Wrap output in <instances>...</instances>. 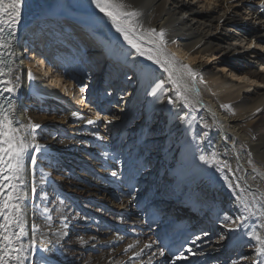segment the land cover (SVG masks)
<instances>
[{
	"label": "bare ground",
	"instance_id": "bare-ground-1",
	"mask_svg": "<svg viewBox=\"0 0 264 264\" xmlns=\"http://www.w3.org/2000/svg\"><path fill=\"white\" fill-rule=\"evenodd\" d=\"M125 2L142 13L139 19L145 28L164 32L161 59L174 57L173 76L189 105L176 95L168 72L138 56L107 18L94 12L89 0H27L14 41L13 79L20 77L13 94L15 117L41 125L37 141L47 146V152L35 173L25 174L24 191L29 195L22 205L28 233L24 243L32 239L34 227L31 188L43 185L66 197L67 212L74 216L60 238L65 224L52 227L47 222L35 231L37 255L47 257L68 249L61 264L81 260L85 252L90 254L85 264H165L169 251L181 250L189 258L178 264L264 260L256 257V242L247 234L255 229L264 237V8L260 0ZM84 20L104 31L107 46L88 33ZM253 40L261 46L249 47ZM118 46L127 53L124 60L113 59ZM61 62L62 72L56 68ZM181 64L198 73L195 81L180 69ZM29 69L32 81L27 78ZM161 81L163 96H149L151 87ZM72 85L75 97L69 95ZM80 85L85 86L83 93ZM96 88L102 90L100 101H85ZM72 112L97 123L88 125L72 117ZM212 153L228 167L199 159L211 158ZM113 171L118 177L111 175ZM230 174L235 186L228 182ZM238 198L247 203L251 215ZM97 204L107 211L104 217L95 211ZM75 208L81 217L77 218ZM225 215L233 219L243 215V220L225 224ZM122 216L130 221L136 217L137 222L121 225ZM129 223L161 237L157 242H142L140 233L134 239L124 230ZM92 235L101 242H94ZM197 236L200 239L193 245ZM165 239L169 242L162 257L157 246ZM146 244L152 247L145 248ZM189 246L195 256L187 253ZM233 253L235 260L227 262ZM32 254L26 253L29 258ZM246 254V262L237 260ZM25 264H30L29 259Z\"/></svg>",
	"mask_w": 264,
	"mask_h": 264
},
{
	"label": "snow or ice",
	"instance_id": "snow-or-ice-1",
	"mask_svg": "<svg viewBox=\"0 0 264 264\" xmlns=\"http://www.w3.org/2000/svg\"><path fill=\"white\" fill-rule=\"evenodd\" d=\"M89 4L94 8V12H98L104 18H107L111 26L121 34L124 41L135 50L138 56H146L148 60L160 65L168 72L169 79L176 86V95L183 99L185 105L188 106V98L180 90L179 81L173 76L175 70L174 57L172 60L161 59V53L163 52L161 46L166 43L164 32L162 30L157 32L153 28H145L139 19L142 13L132 9L125 0H89ZM26 6L27 0H0V264H25V261L29 259V255H26V253L36 252L35 227L32 229V239L29 243H24V237L28 233L25 230V214L22 205L29 195L24 191L25 174L29 171L34 174L40 158L47 152V146L37 141L36 130L41 128V125L32 122L30 119L27 123H23L15 117L16 102L13 99V94L18 90L20 77L16 76L13 79V64L16 56L14 41L22 11ZM260 7L264 8V0H260ZM145 44L155 45V48L145 47ZM260 46L255 40L249 44V47ZM179 67L185 70L187 76L195 81L198 73L189 65L181 64ZM27 78L29 81L34 79L31 69L27 72ZM243 79H246V77ZM56 86L59 87L58 84ZM79 90L83 93L85 86L80 85ZM164 92V84L161 81L155 83L147 94L160 99ZM158 93H160L159 96ZM168 102L172 103V100L169 99ZM71 116L85 121V118L78 112H72ZM97 119H99V116ZM85 122L88 125L97 123L96 120L92 119H87ZM92 135L100 138L98 132H93ZM104 155L107 156L108 153L105 152ZM199 159L205 163L215 162L220 168L228 167L226 163L221 164L219 162L215 153H212L211 158L202 155ZM114 160H116L115 157ZM116 162L119 163L118 160ZM111 175L114 178L118 177V172L113 171ZM31 194L33 196L36 194L34 185L31 188ZM238 199L243 209L251 215V209L248 208L247 203L242 198ZM261 215L264 216V212H261ZM236 220H243V215L235 219L225 215L223 222L225 224L235 223ZM261 227H264V224H261ZM234 230L229 228V231ZM247 234L254 238L256 242V257H264V237L255 229ZM199 239L200 237H195L192 244L196 245V241ZM132 247L133 245H129V248ZM144 247L151 248L152 245L146 244ZM186 251L191 256L197 254L191 246ZM136 255L138 256L140 253ZM159 255L162 257L165 255L163 249L159 251ZM188 258L189 256L185 255L184 251H179L172 256V264H177V261H186ZM254 264H264V260H258Z\"/></svg>",
	"mask_w": 264,
	"mask_h": 264
},
{
	"label": "rangeland",
	"instance_id": "rangeland-1",
	"mask_svg": "<svg viewBox=\"0 0 264 264\" xmlns=\"http://www.w3.org/2000/svg\"><path fill=\"white\" fill-rule=\"evenodd\" d=\"M86 21V22H85ZM82 25L84 27H86L85 29L88 31V33L90 35L93 36V38H97L104 46H107L108 41L105 39V33L104 31L101 33L99 31L100 28H98V25L95 24H90L89 21L84 20ZM114 55H113V59L114 60H124L126 58V51L123 50V48L121 46H118L116 48H114ZM122 51V52H121ZM73 66L76 67V69L79 71V65L83 66V64L80 62L79 65L76 63L72 64ZM84 68V67H83ZM83 70V69H82ZM81 71V70H80ZM84 71V70H83ZM83 73V72H82ZM94 101V100H93ZM96 102V101H95ZM38 167H40L38 165ZM230 174V178L228 176V182L231 183L232 186H235V181L233 180V178H231ZM101 182V181H99ZM143 189L145 188L144 183L142 184ZM36 194L35 196H33V201L31 204V209H32V221H33V226L35 227L36 230H41L45 225H48L54 227L56 223L58 224H65V228L62 231L61 235L59 236V238L68 231V224H71L73 222H71V220H73L74 216H70L69 213L67 212V209L65 207V204L68 202V199L64 196H62L61 194H57L54 192V190L52 188H48L46 189V187H44L43 185H36ZM46 189V190H45ZM61 201H63V203H61ZM72 204V201H71ZM73 208V206H71ZM95 211L97 210V212L100 214L101 217H104V215L107 214V211L104 210V208L102 206H100L99 204L93 206ZM100 207V208H98ZM45 209H47V211H45ZM74 209V208H73ZM76 210V208H75ZM76 212L78 213V217H81V214H79L78 210H76ZM67 213V214H66ZM104 214V215H103ZM199 215H196L195 217L197 218ZM71 217V218H70ZM58 218H61L60 221H57ZM120 218V223H122L121 225H125L128 222H132L134 224H136L137 222V218L134 217L133 221H130V219H127L125 216L119 217ZM136 218V219H135ZM136 220V221H135ZM128 224L125 227V231H129L131 233L130 237H133L134 239H137V235H139L140 233H142V235L140 236L139 240H141L142 242H150V241H156L160 239V235L159 233H155L154 230L150 232V234H145V232H142L141 230H139L137 228V225H133V224ZM95 235H92L91 237H93ZM96 240H94V242H101V239L97 238L95 236ZM167 241L169 242V239H165L162 240L159 244H158V248L157 251H160L161 249L165 250L167 249ZM250 244H247L245 246L246 250H249V246ZM184 248V247H183ZM107 248L104 249H100L101 251L105 250ZM68 249H58L57 251H55V253H51L48 254L47 257L46 256H42L41 254H32L29 258V263L30 264H61L59 260L63 261L66 256V251ZM171 250V248L169 249ZM183 251V250H181ZM86 253V257L83 254V258L81 260H77L76 262L72 261V264H85V260L86 259H90V254ZM169 258L165 261V264H172V256L176 253H171V251H169ZM68 254V253H67ZM97 253L94 252V255H96ZM232 256V257H231ZM245 257H243L244 259H242L240 257L237 258L238 261H243L246 262L247 258L249 257L247 254L244 255ZM70 259L69 262H71V257L70 255H68ZM241 258V260H240ZM235 260V253H233L232 255H230V258L228 257V259L226 258L227 262H232V260ZM59 262V263H58ZM95 261L89 263V264H95ZM118 264V263H117ZM178 264V261H177Z\"/></svg>",
	"mask_w": 264,
	"mask_h": 264
}]
</instances>
